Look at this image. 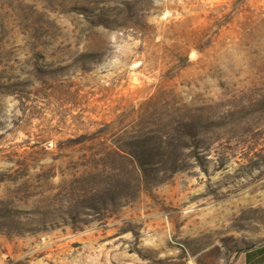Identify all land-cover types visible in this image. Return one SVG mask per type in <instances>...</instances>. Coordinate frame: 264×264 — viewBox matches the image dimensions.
Masks as SVG:
<instances>
[{
  "label": "rangeland",
  "instance_id": "374dc122",
  "mask_svg": "<svg viewBox=\"0 0 264 264\" xmlns=\"http://www.w3.org/2000/svg\"><path fill=\"white\" fill-rule=\"evenodd\" d=\"M0 264H264V0H0Z\"/></svg>",
  "mask_w": 264,
  "mask_h": 264
},
{
  "label": "trees",
  "instance_id": "16d2710c",
  "mask_svg": "<svg viewBox=\"0 0 264 264\" xmlns=\"http://www.w3.org/2000/svg\"><path fill=\"white\" fill-rule=\"evenodd\" d=\"M249 256H250L249 254H248V255H246V261H248V258H249Z\"/></svg>",
  "mask_w": 264,
  "mask_h": 264
}]
</instances>
